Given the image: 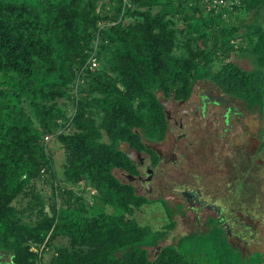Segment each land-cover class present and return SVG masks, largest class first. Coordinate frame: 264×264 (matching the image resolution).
Here are the masks:
<instances>
[{"label": "trees", "instance_id": "trees-1", "mask_svg": "<svg viewBox=\"0 0 264 264\" xmlns=\"http://www.w3.org/2000/svg\"><path fill=\"white\" fill-rule=\"evenodd\" d=\"M210 2L0 0L5 264H195L179 249L183 237L158 247L175 226L169 215H183L182 205L168 211L161 230L142 225L133 214L154 199L114 171L137 173L124 146L156 164L147 144L166 132L161 98L187 100L197 81L242 101L252 114L264 111V0L231 9ZM236 57L249 58L252 68ZM54 148L64 151L61 174ZM43 176H50V196L37 188ZM246 187L235 196L250 194L253 204L260 191L253 175L251 191ZM22 196L28 201L20 208L15 202ZM259 211L252 221L260 220ZM204 227L197 240L216 252L200 264H264L260 250L232 245L221 219L209 218Z\"/></svg>", "mask_w": 264, "mask_h": 264}, {"label": "rangeland", "instance_id": "rangeland-1", "mask_svg": "<svg viewBox=\"0 0 264 264\" xmlns=\"http://www.w3.org/2000/svg\"><path fill=\"white\" fill-rule=\"evenodd\" d=\"M247 57L249 56L247 55ZM236 59L244 69L249 70L252 68L249 58L242 59L236 57ZM163 103L167 107V102L163 100ZM228 106L231 107L229 109L230 114L226 118L228 125H225L227 129L223 131V113ZM240 106V100L227 99V97H224L210 82H195L191 97L187 101L181 102L178 109L179 114L176 115L177 119L183 123L182 127L179 128L177 125L172 126L171 134L170 132L167 133L165 139L156 145L157 151L162 157L172 160L178 156L177 160H179V163L176 165L169 164L165 161L164 164L162 163L156 168V178L154 180L160 185H158L155 190L152 188L147 196L155 199L159 197L163 198L169 203L168 206L170 209L166 203L158 199L144 204L140 209L135 210L133 214L140 224L149 226L155 230H161L169 223L170 218L172 220L175 219V227L167 232L165 238L159 243L158 247L168 243L175 244V241L177 243L179 239L183 237L179 249L182 253H185L188 258H194L195 264H200L204 257L211 258L216 252L213 248L211 249L212 246L209 244V241L200 244L201 240H197L200 233H198L196 229L199 231L205 229L203 222L206 218L204 215L207 210L202 208L197 210L202 217L198 224L195 223V221L192 220V211L186 210L188 205L185 200L173 194L172 190L177 188L178 183L180 186H183L186 180L198 178L196 180L198 181L197 183L200 186L204 184V188L202 187L203 190H206V187H210L214 193L225 194V191H231V186L234 182H238V173L240 170L243 171L248 161L251 160L250 155H252L251 176L253 175L255 185L258 186L257 188H259L260 191L255 200L256 202L254 201L253 204L252 195L250 196V194L246 195V198L240 196L234 197L233 203L235 207L233 205L230 207H234V209H232L234 211L233 213H235V216L238 218L235 225L240 223L242 227L243 225L248 226L249 231L243 228L241 232H244L247 237L242 235L240 238H237V236H229V240L233 246H235L236 243L241 244L243 247L241 249L242 251L250 252L258 249L264 253V142L261 151L256 155L255 151L259 142L257 138L254 137H259L258 132L262 125L259 119L257 120L253 115L252 118H250L246 114L243 106ZM251 131L252 140H248V133ZM177 135H179V137H177L175 141ZM242 144H246L244 145L245 147H243ZM123 149L132 159H136L135 153L130 150V148L124 146ZM55 150L53 157L54 167L58 173L61 174L64 151L60 149ZM217 155L221 157L220 162ZM144 163L148 164L149 160L145 159ZM239 164L241 165L240 167ZM114 172L116 175L120 174L117 170ZM59 177H61V175ZM118 177L119 179H123L121 175ZM130 182L134 185L135 192L141 193L138 190L137 182L134 180ZM190 182L191 184H189V186L195 184V182ZM50 183V176H43L42 179L37 182V188L44 194L50 196ZM250 185L252 187V178ZM213 188H217L219 192ZM27 201L28 198L22 196L18 198L15 205L22 208L26 206ZM178 202L183 203V215L171 213H175L179 209L180 204H176L172 207V204ZM241 204L247 208L245 209L243 207L241 209ZM257 208L263 211L262 213L259 211L261 221H252L250 216L252 217V212H256L257 216ZM170 213L171 215H169ZM207 214L215 216V212L212 210H209ZM168 215L172 217L169 218ZM33 217H35V215ZM252 230L254 233H252ZM181 235L183 236L179 237ZM187 235H192L195 238H186ZM154 248H149L150 253L154 251ZM200 252H206V255ZM48 254H46L45 257H47ZM5 262H9L7 254L0 257V264H5Z\"/></svg>", "mask_w": 264, "mask_h": 264}, {"label": "flooded vegetation", "instance_id": "flooded-vegetation-1", "mask_svg": "<svg viewBox=\"0 0 264 264\" xmlns=\"http://www.w3.org/2000/svg\"><path fill=\"white\" fill-rule=\"evenodd\" d=\"M220 93L224 97H227V99H234V98H231L229 96H226L222 92H220ZM163 100L167 102V107L164 105ZM187 100H175L172 97L168 98V99H165L163 97L161 98V101H162V104L164 106V110L166 113V122H167L166 132H165V135L161 141L147 144V147H149L157 155L156 164L155 165L152 164V157L146 155L143 152H137V153H135L136 159H134L135 163L137 165V173L132 175L131 177H127L126 174H124L120 171V175L123 177V179L125 181H127L131 184H132V182H130L131 180L132 181L134 180L135 182H137L138 190L141 192V193H137V194L144 195V196L148 197L147 194H149V191L152 188L155 190L157 188V186L160 185L154 179L156 178V175H155L156 174V168L159 167L162 163L164 164L165 161H167L169 164L171 163V164L177 165L179 163L178 162L179 160H177L178 156H176L175 159L173 158L172 160L162 157V155L157 151L156 145L165 139L167 133L170 132V134H171L172 126L177 125V126H179V128L182 127L183 123L177 119L176 115L179 114L178 109L180 107L181 102H185ZM234 100H237V99H234ZM240 102H241V106H243L246 114L250 118H252V115H253L254 117L257 118V120L259 119L261 121L262 126L259 130L260 132H258L259 137L253 135L254 137L257 138V140L259 142V144H258V146H259L261 144V142L264 141V111L261 114H258V113L252 114V111L247 110L245 108V106L243 105L242 101H240ZM230 108L231 107L228 106L226 111L223 113V121H224V126L222 128L223 131H226V129H227L225 127V125L226 126L228 125L227 124L228 121L226 120V118L230 114V111H229ZM248 135L249 136L247 137V139L252 140V131L250 133H248ZM177 137H179V135H177L175 137V141L177 140ZM242 145H243V147H245L244 145H246V144H242ZM130 150H132V149H130ZM217 157H218V160L220 162L221 157L218 155H217ZM145 159L149 160L148 164L144 163ZM250 159L251 160H249L248 164H247L248 166L246 165L245 168L243 169V171H241V170L239 171L238 182H236V183L234 182L233 185L231 186V191L230 190L225 191V194L214 193L213 190L210 189V187L209 188L206 187V190H203L202 187L204 186V184L200 186L197 183L198 181H196L198 178H196V179L194 178L193 180H186V182L183 186L182 185L180 186L178 183L177 188H174L172 190L173 191L172 193L177 195V196L182 197L185 200L186 204L188 205V207H186L187 208L186 210L192 211V214H193L192 220L193 221L194 220L199 221L202 217L197 212V210L199 208L206 209L207 211L205 212V215H204V217H206V218L203 222V226L205 225V223L208 221L209 218H215V219H219V220L222 219L223 220L222 225L225 228L227 234H229V235L231 234V236H234V237L237 236V238H240L241 235L246 236L244 234V232H241V230L243 228H242L240 223L238 225H234L238 218H237V216H235V213H233L234 211L232 209H234V207H235L234 203H233V199L235 197L236 190L240 186L242 187L243 185L244 186L246 185L247 186L246 189H248V191H251L250 181H251L252 176H251L250 169L252 170V168H251L252 167L251 166L252 165V155H250ZM240 166L241 165L239 164V167ZM190 181H192L193 183L195 182V184H192L189 186V184H191ZM132 186L135 190V187L133 184H132ZM213 189L218 190L217 188H213ZM218 192H219V190H218ZM249 193H251V192H249ZM229 194H231V195H229ZM148 198H150V197H148ZM152 199L164 200L161 197H159L157 199H155V198H152ZM176 204L182 205L181 211H183V209H184L183 203H181V202L174 203V204H172V207H174ZM231 205H233L234 207L233 206L230 207ZM196 206H198V207H196ZM209 210L214 211L215 216L207 214V212ZM239 212H242V211H239ZM254 220H257V219L255 218ZM233 227H235L237 229V232H232ZM251 235H252V233H251Z\"/></svg>", "mask_w": 264, "mask_h": 264}, {"label": "built area", "instance_id": "built-area-1", "mask_svg": "<svg viewBox=\"0 0 264 264\" xmlns=\"http://www.w3.org/2000/svg\"><path fill=\"white\" fill-rule=\"evenodd\" d=\"M242 0H211L209 7H213L215 9L219 8H226L231 9L233 6L239 5ZM91 66H95L94 59L91 60ZM49 139L48 136L45 137V140L47 141ZM36 250V249H33Z\"/></svg>", "mask_w": 264, "mask_h": 264}, {"label": "crops", "instance_id": "crops-1", "mask_svg": "<svg viewBox=\"0 0 264 264\" xmlns=\"http://www.w3.org/2000/svg\"><path fill=\"white\" fill-rule=\"evenodd\" d=\"M250 20H252V16L248 18V21L250 22ZM175 220V219H174ZM195 221V220H194ZM199 221H195V223L198 224ZM184 223V222H183ZM175 225H176V220H175ZM180 225V224H179ZM184 225V224H183ZM175 227V226H174ZM197 230V229H196ZM186 235V234H184ZM183 235L179 236V237H182ZM177 240V239H176ZM168 244H174V243H168ZM175 244H176V241H175Z\"/></svg>", "mask_w": 264, "mask_h": 264}, {"label": "water", "instance_id": "water-1", "mask_svg": "<svg viewBox=\"0 0 264 264\" xmlns=\"http://www.w3.org/2000/svg\"><path fill=\"white\" fill-rule=\"evenodd\" d=\"M127 177H131L132 175H126Z\"/></svg>", "mask_w": 264, "mask_h": 264}]
</instances>
